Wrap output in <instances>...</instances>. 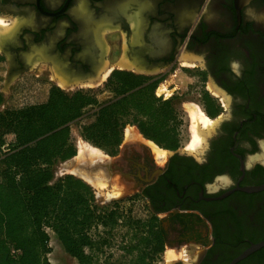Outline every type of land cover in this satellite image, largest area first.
Here are the masks:
<instances>
[{
  "label": "flooded vegetation",
  "instance_id": "obj_1",
  "mask_svg": "<svg viewBox=\"0 0 264 264\" xmlns=\"http://www.w3.org/2000/svg\"><path fill=\"white\" fill-rule=\"evenodd\" d=\"M0 17L14 23L0 55L17 80L53 72L72 87L121 57L110 73L160 82L190 68L216 126L198 153L167 150L156 166L129 156L132 197L159 218L168 264H229L264 240V189L248 190L264 183V0H0ZM234 264H264V246Z\"/></svg>",
  "mask_w": 264,
  "mask_h": 264
},
{
  "label": "trees",
  "instance_id": "obj_2",
  "mask_svg": "<svg viewBox=\"0 0 264 264\" xmlns=\"http://www.w3.org/2000/svg\"><path fill=\"white\" fill-rule=\"evenodd\" d=\"M5 69L0 55V83ZM158 82L113 70L104 83L112 96L105 101L96 92H66L33 74L22 75L7 96L0 90V264H50V233L77 264H101L118 227L125 230L119 248L127 264L159 259L167 236L158 217L123 214L117 202L113 208L100 204L84 180L55 173L57 164L76 154L70 124L89 109L93 118L81 126L82 140L111 156L127 125L163 149H177L181 119L171 98L155 94Z\"/></svg>",
  "mask_w": 264,
  "mask_h": 264
},
{
  "label": "rangeland",
  "instance_id": "obj_3",
  "mask_svg": "<svg viewBox=\"0 0 264 264\" xmlns=\"http://www.w3.org/2000/svg\"><path fill=\"white\" fill-rule=\"evenodd\" d=\"M4 21H5V19H4ZM8 25H10V24H8ZM123 50H124V48H123ZM121 58L117 61H121ZM184 63L186 65H188V63L186 61ZM115 66H117V65H114L113 68ZM117 67L119 68V66H117ZM190 70H191L190 68L185 67L183 70H181V72H179V74L176 77H174V76H167V77L163 76L155 88V94L157 96L172 99V103H173L175 109L177 110V112L180 116V119H181V123L179 126L181 144L177 149L182 151V149L184 148L185 150H187L184 152H189V153H191V152L185 147L188 144V142L190 141V138L192 135V132H191L192 122H191V119L189 117V109L193 108V107H198L204 112L202 103H201L200 98L198 96V93H199L200 88H201V84H200V82L195 81L196 78L194 77L192 72H190ZM40 77L44 78V80L46 79L49 82H51L52 84L58 86L54 81L49 80L43 74H40ZM105 81H106V79L103 80L100 84H98L96 86H91V87L90 86H82V85H78V84L76 86H72V87H69V85H67L66 87H60V86H58V87L64 91H66V92H72L75 90L93 91V92H96L98 94V98L100 101H105L112 96V93L108 89L104 88ZM15 83L16 82H13L6 89V88H4L3 81H2L0 83V90L7 96L11 93V90L14 87ZM194 105H196V106H194ZM92 118H93V110L89 109L84 113V116L81 119L83 122L80 120H77V121H74L70 124L71 140L76 147V154L78 151V146L81 142L80 139H83L81 136V133H80L81 126L83 124L91 121ZM210 118H212V117H210ZM212 119L215 120V124L213 126V128H215L216 123H217V118H212ZM128 126L132 127L135 130V134L132 138H128V139H126L125 136L123 135V140L121 142V145L119 146L118 153L115 156H111V155L105 153L103 150L98 148V150H100L102 152V154H104L102 161L103 160L109 161L110 169L105 170V172L109 176L107 187L104 189H96L91 184L90 185L92 186V188L95 192L97 201L100 204L103 205V204L109 203V206L113 208L116 206L114 203L117 202V205H119V210L123 214H131L132 216L137 217V218H144V217L148 216V212H146L145 203L143 202V200L141 198H133L132 197L133 194L135 193L134 180L131 177L124 175L125 173L123 174L122 170L126 169V161H127V158H129V156H134L135 158L139 159V161L147 160L151 166H156L157 165L156 162H158V163L163 162L162 161L163 158L157 157L154 154V152L150 146V144L153 143V141L144 138L139 133L136 126L127 125L126 128ZM213 128H212V130H213ZM208 133L209 132H207V130H206L205 134L207 135ZM205 141H206V139H205ZM86 144L93 146V145L89 144L88 142H86ZM204 146H205V144L204 145L202 144L201 147L198 148V150L192 151V153L195 154V153L200 152ZM168 152H167V155H168ZM76 154L73 157H71V158H69L63 162H60L59 164L56 165V167H55L56 175H61L64 173H70L65 165L67 164L70 166V164L73 162V159L75 158ZM2 168H3L2 164L0 163V180L2 179ZM70 174H72V173H70ZM77 177L82 179L79 176H77ZM82 180H84V179H82ZM125 184H129L132 187L131 190H127V191L124 190L123 187H125ZM114 190L119 191V195H117L115 197H109L108 194L112 193ZM99 228H101V227H99ZM124 231H125L124 228H121V227H118L115 229L114 236H113V239L111 241L110 246L106 247L105 252L103 253V255H101V258H100V260L102 261L101 264H103L104 260H108V262L111 264H127L128 263V256L119 248V245H120V242L122 239V234ZM49 245L52 248V251L48 254L50 264H77L76 260L65 252L64 248L58 242V240L56 239V237L54 236L53 233H50ZM171 247L172 246H166L165 250L162 252L161 256L159 257V259L154 264H165V263L168 264L170 262V260L173 257H175V251ZM166 251H171L174 254V256L171 259H167L166 255H165ZM180 255H181V257H186V255H184V251H182V253Z\"/></svg>",
  "mask_w": 264,
  "mask_h": 264
},
{
  "label": "bare ground",
  "instance_id": "obj_4",
  "mask_svg": "<svg viewBox=\"0 0 264 264\" xmlns=\"http://www.w3.org/2000/svg\"><path fill=\"white\" fill-rule=\"evenodd\" d=\"M14 25V23H13ZM12 24L7 25L5 21L0 17V37H8L12 31ZM123 59V58H121ZM192 65V62H187ZM117 65L120 68H124L125 64L122 61H116L113 64H109L106 61L101 66V71L95 79H89L86 82L80 83L82 86H96L100 84L110 73L113 66ZM51 79L60 87H66L67 82L63 77L57 73L50 75ZM213 90L212 86H209ZM213 92H217L213 90ZM196 106V105H194ZM189 117L191 119V138L188 144L185 146L191 153L192 151L198 150L199 147L203 144L206 139V130L210 132L215 124V120L207 116L200 108L193 107L189 109ZM135 134V130L132 128H125L124 136L126 139L132 138ZM154 154L157 157L165 158L167 150L155 145L154 143L150 144ZM102 152L94 146L87 145L85 142H80L78 146V151L73 159V162L69 165H65L68 171L76 176L81 177L86 182L91 184L96 189H104L107 187L108 183V174L105 170H109V161H102L103 158ZM122 190V189H121ZM119 195V191L114 190L112 193H109V197H115ZM167 259H171L174 254L171 251H166L165 253Z\"/></svg>",
  "mask_w": 264,
  "mask_h": 264
},
{
  "label": "water",
  "instance_id": "obj_5",
  "mask_svg": "<svg viewBox=\"0 0 264 264\" xmlns=\"http://www.w3.org/2000/svg\"><path fill=\"white\" fill-rule=\"evenodd\" d=\"M13 62L10 58L9 60V68L5 74L4 80H3V86L4 88H8L15 80H17V78L19 77V75L21 74L20 72L17 71H13ZM75 176V175H74ZM77 177V176H76ZM264 189V183L261 185H257V186H253L251 188H249L248 190L250 191H257V190H261ZM264 246V240L259 241L257 243L252 244L250 247H248L247 249H245L241 254H239L237 257H235L232 261H230L229 264H234L237 261H239L240 259L244 258L245 256H247L249 253L261 248Z\"/></svg>",
  "mask_w": 264,
  "mask_h": 264
},
{
  "label": "crops",
  "instance_id": "obj_6",
  "mask_svg": "<svg viewBox=\"0 0 264 264\" xmlns=\"http://www.w3.org/2000/svg\"><path fill=\"white\" fill-rule=\"evenodd\" d=\"M93 110V109H92ZM82 119V118H81ZM81 119H79L80 121H82ZM83 122V121H82ZM129 127V126H128ZM132 128V127H129ZM133 129V128H132ZM125 132V131H124ZM138 132V131H137ZM80 141L85 142L84 140L80 139ZM86 143V142H85ZM154 143V142H153ZM155 144V143H154ZM156 145V144H155ZM158 146V145H157ZM166 150V149H165Z\"/></svg>",
  "mask_w": 264,
  "mask_h": 264
}]
</instances>
